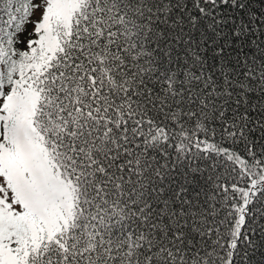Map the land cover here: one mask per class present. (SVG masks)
Masks as SVG:
<instances>
[{
	"label": "snow or ice",
	"instance_id": "obj_1",
	"mask_svg": "<svg viewBox=\"0 0 264 264\" xmlns=\"http://www.w3.org/2000/svg\"><path fill=\"white\" fill-rule=\"evenodd\" d=\"M0 264H264V0H0Z\"/></svg>",
	"mask_w": 264,
	"mask_h": 264
},
{
	"label": "trees",
	"instance_id": "obj_2",
	"mask_svg": "<svg viewBox=\"0 0 264 264\" xmlns=\"http://www.w3.org/2000/svg\"><path fill=\"white\" fill-rule=\"evenodd\" d=\"M257 8H259V5H257Z\"/></svg>",
	"mask_w": 264,
	"mask_h": 264
}]
</instances>
